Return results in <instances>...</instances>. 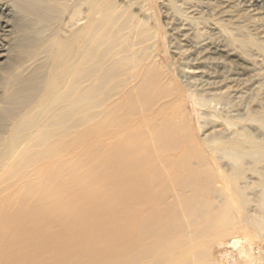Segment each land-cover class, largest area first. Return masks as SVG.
<instances>
[{
    "label": "bare ground",
    "instance_id": "bare-ground-1",
    "mask_svg": "<svg viewBox=\"0 0 264 264\" xmlns=\"http://www.w3.org/2000/svg\"><path fill=\"white\" fill-rule=\"evenodd\" d=\"M73 36L63 46L74 64L66 63L49 91L56 120L48 115L47 130L32 136L33 116L27 118L0 159V264H208L194 238L222 229L216 202L202 195L224 177L213 158L217 135L204 142L193 136L155 62L131 51L130 40L107 60L99 51L84 62L87 49ZM220 52L208 44L199 60L218 65ZM70 100L76 105L66 111ZM230 146L235 163L250 155L240 140ZM190 227L196 231L176 242L175 234Z\"/></svg>",
    "mask_w": 264,
    "mask_h": 264
},
{
    "label": "rangeland",
    "instance_id": "rangeland-1",
    "mask_svg": "<svg viewBox=\"0 0 264 264\" xmlns=\"http://www.w3.org/2000/svg\"><path fill=\"white\" fill-rule=\"evenodd\" d=\"M1 4L5 8L0 19L8 31L0 41V159L27 118L33 116L28 129L32 136L47 130L48 115H52L49 122L56 120V102L49 91L61 82L66 63L74 64L75 56L64 54L68 36L74 35L84 52L87 49L84 62L99 51L107 60L130 40L131 51L143 53L147 64L155 62L164 85L172 90L173 110L180 119L187 117L193 136L203 142L218 137L213 158L224 177H217L202 195L216 202L213 212L225 218H220L221 233L215 234L214 226L195 235L198 250L208 264H264L260 148L264 146V0H0ZM177 25L181 30L173 33ZM208 44L222 50L216 55L218 65L199 60ZM91 63L87 61L88 66ZM75 105L70 100L65 110ZM71 123L69 119L66 127ZM231 140L247 146L250 155L242 162L235 163L228 154ZM19 142L23 144V138ZM237 168L243 170L240 175ZM192 229L196 231L190 227L175 234V241L183 243ZM176 242L170 244L174 249Z\"/></svg>",
    "mask_w": 264,
    "mask_h": 264
}]
</instances>
